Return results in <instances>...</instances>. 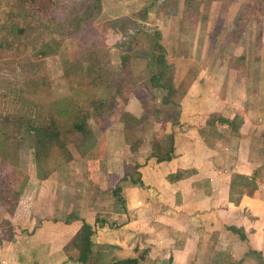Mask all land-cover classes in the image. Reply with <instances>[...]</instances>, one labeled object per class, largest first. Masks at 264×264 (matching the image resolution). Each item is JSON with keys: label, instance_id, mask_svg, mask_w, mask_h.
Masks as SVG:
<instances>
[{"label": "crops", "instance_id": "1", "mask_svg": "<svg viewBox=\"0 0 264 264\" xmlns=\"http://www.w3.org/2000/svg\"><path fill=\"white\" fill-rule=\"evenodd\" d=\"M137 11L129 0L110 3L100 19ZM161 20L164 27L157 29L167 48L179 30ZM181 29L178 37L188 52L174 61L175 73L189 83L174 117L181 132L172 123L165 126L171 158L158 142L160 126L153 119L133 152L126 150L128 132L115 123L105 132V144L115 142L136 169L125 170L130 162L124 164V156L109 170L101 160L81 185H70L66 205L60 202L58 172L43 181L34 178L38 190L32 194L30 178L12 217L13 231L0 230V264H80L77 252L65 248L83 222L93 231V253L85 264L137 257L141 264H264V37L254 41L259 56L239 59L236 45L244 41L245 28L238 37L231 28H210L212 38L207 28ZM211 46L217 48L212 61ZM131 101L124 110L139 118L144 109ZM109 175H116L114 181L108 182ZM108 200L114 201L111 208Z\"/></svg>", "mask_w": 264, "mask_h": 264}, {"label": "rangeland", "instance_id": "2", "mask_svg": "<svg viewBox=\"0 0 264 264\" xmlns=\"http://www.w3.org/2000/svg\"><path fill=\"white\" fill-rule=\"evenodd\" d=\"M124 1L128 0H101V6L103 9L104 6L110 5V3L121 4ZM129 1L133 3L134 10H138L129 16L135 20V23L118 39L115 38L113 30H111L113 26L107 27L106 25L115 19H107L113 17L111 15L100 19L101 9L96 21L77 39L65 40L59 52L55 55L32 59L23 56L15 58L14 55L8 52L2 53L0 58V112L9 114L12 120L8 144L0 148V165L2 164V168H0V221L6 218V206L2 203V200L5 201L8 197V193H6L8 189L9 200L18 198L20 201L25 187L29 185V179H38L37 174L49 172L51 175L58 172L61 180H59L61 182L59 184V192L61 193L59 197L62 199L60 202L66 205L70 185L74 184L75 187L81 185L82 180L85 181L88 178L85 174L87 170L99 168L100 165L97 163L102 164L103 161L101 162V160L109 162L108 170L117 167L116 164H120L124 155L119 151L115 142L107 147L105 139H103L105 138V132L119 122L120 114L125 111V107L129 106L131 100V102L141 106L147 116L152 117V111L160 105L161 94L149 91L145 82L151 72H159L160 59L163 63L162 58L165 57L168 62L174 64L177 59L180 61V59L187 56L188 50L186 46L182 45L183 43L180 41L182 38L178 37L181 28L194 30L196 28H207L205 32L211 34L212 38L210 28H213L214 32L218 30V33L223 28H229L234 22L236 14L244 11L246 7V28L242 38L244 41L236 45V56H240L239 59L243 56L246 57L247 54L251 55L253 59L257 56V53L259 56L258 43L255 44L254 41H256L257 35L264 37V0H201L199 5L192 9L195 12L194 14L190 10L191 3L183 0H143L142 6L139 5V0ZM143 10L146 11L145 18L136 19L135 17ZM148 13H150L149 16ZM161 19L168 28L179 30L176 32L174 44L172 39L167 40V42L169 41V43L166 42L167 48L161 45L160 39L155 40L156 36L160 34L157 29L158 25L164 27ZM159 20L161 21L159 22ZM145 22L148 24H144ZM195 33L196 31H193L191 35H195ZM197 34L200 35L199 31ZM166 39L167 36H165ZM159 44L163 49H159ZM168 45L174 48H170ZM211 47H209L210 50L207 56L212 61L217 53V48ZM83 48H90L92 51L89 53L91 55L90 59L98 70L95 73L94 80L97 84L100 83L97 89L93 84H88L86 87L81 85L83 84L81 81L82 74L75 73L73 71L74 67L70 66L81 63L83 73L88 72L89 60L81 57V49ZM226 53H228V50H225ZM241 62L242 60H237V63L241 64ZM218 68L215 66L213 70L217 74L219 72ZM67 70L69 72L66 77L64 74ZM127 71L134 74L135 83L130 80L129 88L131 89L123 92V96H126V98H119V100L116 98L115 101H117L114 103L115 101L110 99L114 92L110 91L106 95L110 100L108 106L101 111L94 110L91 100L96 99L100 88L104 85L103 81L123 76ZM262 76V79H264V75ZM188 83V81H181L179 77H175V86L178 91L176 97L178 108H169L174 117L179 115L177 111H180L182 89ZM262 91H264V87ZM261 103L264 105V99ZM73 108L80 109L90 116L88 124L93 136L83 141V143L80 142V138L72 132L69 126V115ZM52 120L60 124L61 138L65 141L67 149L73 156L72 160L64 166L59 165L54 152L49 149L44 139L38 142L40 144L35 141L37 135L34 134V129L44 128ZM109 121L112 124L110 127L105 128L110 123ZM149 121L150 119L148 123ZM228 122L230 121L228 120ZM228 122L226 121V123ZM220 123L221 121H218V124ZM257 124L261 126L262 123L258 122ZM174 127L175 130L181 132L179 123L174 124ZM168 131L167 129L160 131V127L157 130L158 142L163 145V151L165 150L166 153L167 148L165 147L170 144L166 136ZM144 133L145 131L129 130L127 134L130 142H126V150L137 151L143 143ZM146 133L147 139L152 138L151 135H148V132ZM36 151L41 153L39 157H41L44 169H38ZM124 157V164L130 162L125 170L132 169L131 166L134 163L132 157L128 155ZM90 161H94L92 164L96 166L89 164ZM112 180L114 181L113 178ZM34 182L35 184L32 185L30 191L31 194L33 191L38 190V182L36 180ZM5 183L7 186H5ZM39 184L42 186L43 183ZM103 193L105 192L103 191ZM113 202L108 200L106 204L111 208ZM56 211L58 212V209ZM62 211H65V207ZM11 229L13 231L14 228L12 226L0 228L4 231H11Z\"/></svg>", "mask_w": 264, "mask_h": 264}, {"label": "trees", "instance_id": "3", "mask_svg": "<svg viewBox=\"0 0 264 264\" xmlns=\"http://www.w3.org/2000/svg\"><path fill=\"white\" fill-rule=\"evenodd\" d=\"M183 1L191 3L190 10L192 14L195 13L192 9H195L201 2V0ZM101 9V0H0V58L3 52H8L14 55L15 58L23 56L32 59H40L55 55L59 52L65 40L77 39L81 33L85 32L88 27H90L99 17ZM145 15L146 11L143 10L135 18H145ZM246 18L245 7L244 11H240L236 14L234 22L229 27L231 28L230 31L237 37L242 35L244 28H246ZM134 21L133 18L124 16L116 18L106 25L107 27L113 26L111 30H113L112 32L115 38L118 39L130 29L129 27L134 26ZM156 39H160V34L156 36L155 40ZM158 47L159 49H163L160 44ZM90 52H92L90 48L81 49V57L89 60L87 73H83L81 63L70 66L74 67L73 71L75 73L82 74L81 81L83 84L81 85L86 87L88 84H93L95 89H97L100 83H96L94 76L98 70L94 62L90 59ZM162 59L163 63L160 59L159 72L150 74L145 82L149 91L161 94L160 105L152 111L151 115L153 118L149 115L147 116L145 110L143 111L144 114L142 113L139 118H135L131 113L123 111L119 116V121L123 124L127 132L129 130H135L137 132L144 131L149 119L150 121L153 119L159 124L160 131L165 129L167 123H175V118L169 111L170 107L178 108L176 101L178 91L175 86V66L168 62L165 57ZM125 63L127 62L125 61ZM68 72L67 70L64 74L66 77ZM133 77L134 75L132 72L127 71L123 76L103 81V84L106 85L100 88L96 99L91 100V105L94 110L101 111L108 106L110 100H108L106 95L110 91L114 92L111 95V101H115L116 98L117 100H119V98H126V96H123V92L131 89L129 88V84L131 81L135 83ZM116 101L114 103H116ZM69 116L70 129L80 138L81 143L93 136V132L88 124L90 119L88 113L73 108ZM11 120L12 117L9 114L0 112V148L7 146V141L10 139ZM111 124L110 122L105 128L110 127ZM59 127L60 124L52 120V122L44 128H35L34 134L37 135L35 141L38 143L41 139H44L49 149L54 152L59 165L64 166L72 160L73 156L67 149L65 141L61 138ZM168 139L170 144L165 148H167L168 159H170L174 148L172 137ZM126 142H130L129 136L126 137ZM36 155L38 169H44L41 157H39L41 153L36 151ZM1 165L0 168H2ZM136 167L137 166H134L132 168L136 169ZM49 175V172H43L42 174H37L36 177L43 181L47 179ZM132 175L138 174L132 173ZM115 176L116 175H109L107 178L108 182L112 181V178H115ZM172 178L176 177H171V179ZM5 186H7L6 183ZM6 193H8L9 197V189ZM113 195L116 196L117 191H113ZM8 197L5 201L2 200V203L6 206V218L0 221V228L12 226V217L19 202L18 198L15 200L10 199V201ZM92 234L93 231L91 226L83 222L80 229L65 248H72L77 252L75 260L80 264H85L93 253V244L91 242ZM141 260H143L142 257L126 258L109 264H141Z\"/></svg>", "mask_w": 264, "mask_h": 264}]
</instances>
